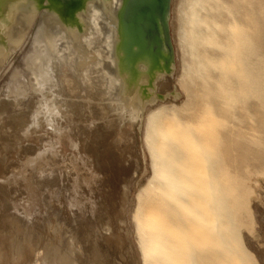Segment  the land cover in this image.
I'll return each instance as SVG.
<instances>
[{"label": "bare ground", "instance_id": "6f19581e", "mask_svg": "<svg viewBox=\"0 0 264 264\" xmlns=\"http://www.w3.org/2000/svg\"><path fill=\"white\" fill-rule=\"evenodd\" d=\"M187 3L183 11L185 23L200 22L197 10L204 11L201 0H188ZM170 4L171 0H0V68L5 66L6 54L14 52L31 36V45L25 55L28 60L24 64L32 75L31 83L27 85L25 77L18 72L16 79L7 86L8 94L16 100L25 96L27 88L39 91L41 98L32 112L31 121L38 122L41 114V118L53 126V116L59 107L45 91H57L59 83L68 92L90 86L97 75L98 60L104 59L106 66H111L107 92L110 104L116 101L114 110L117 116H122L125 110L130 112L133 121L142 118L144 110L147 115L144 138L153 159V178L139 196L133 214L140 263L253 264L241 252L240 244L230 240L233 237L228 227V223H232L230 214L237 219L238 209L227 213V206L230 208L235 204L236 192L232 182L231 189L227 188L228 180H236L233 175L229 176V170L239 160L240 152L248 153L253 147L264 145L263 137L255 131L251 113L240 103L235 107L229 105L221 84L214 83V77L207 73L206 67L201 69L200 50L190 43V55L196 60L185 68L184 76L189 77L192 73L194 83L203 82L202 90L197 86L193 88L197 92L194 106L181 115L172 108L156 113L148 108L156 99L163 98L156 92V78L173 71L168 23ZM100 7L110 13L111 25L102 26L99 22L102 18L94 15L98 14ZM39 12L40 22L33 31L38 21H34V17ZM96 18L99 20L95 23ZM225 27L221 37L223 41H215L217 36L209 28L201 34L205 40L215 41L219 47L218 66L221 69L237 66L235 73L239 76L244 69L239 43L249 39L253 31L250 25L235 19ZM109 33H112L113 40L110 35L106 36ZM101 35L105 40L100 42L98 38L103 39ZM211 53H214L212 49L208 54L212 56ZM226 82L231 84L227 79ZM229 91L232 92L233 88ZM211 94L214 100L210 98ZM243 115L248 120H244ZM95 122L96 130L99 123ZM32 148V154L45 153ZM50 157L56 156L50 154ZM81 161V168L86 169L87 160L81 158ZM52 171L46 180L47 187L59 185L55 177L51 180ZM129 192L125 191L127 200L124 204L127 207L121 215L110 213L103 220L94 219L90 230L97 242L108 234L131 236ZM6 196L0 194V199L8 209L12 203ZM88 210H96V205L90 203ZM86 223L84 220V225ZM14 224L13 218L5 220L0 216V225L9 229V238L13 236ZM60 225L58 223L57 226ZM77 227L78 224L75 229ZM87 235L91 242L89 230ZM22 242L23 239L16 234L18 249ZM57 243L58 240H54L46 244L50 248L44 250V264H74L76 260L67 252H58ZM114 250L112 248L109 253L110 264H117L113 254L117 258L118 254ZM119 259L136 264L134 254L129 257L128 254L123 255ZM79 260L83 262L84 257H79ZM127 260L123 261L124 264ZM84 264H102V261L96 259L84 261Z\"/></svg>", "mask_w": 264, "mask_h": 264}, {"label": "rangeland", "instance_id": "374dc122", "mask_svg": "<svg viewBox=\"0 0 264 264\" xmlns=\"http://www.w3.org/2000/svg\"><path fill=\"white\" fill-rule=\"evenodd\" d=\"M187 2L171 0L168 23L173 47V71L156 78V92L163 98L156 99L148 108L155 113L172 108L177 115H181L194 106L197 92L193 88L197 86L202 90L203 82L194 83L192 73L189 77L184 76L185 68L196 60L190 55V43L200 50L198 59L202 63L201 69L205 70L206 67L207 73L214 77V83L221 84L230 106L235 107L237 103L245 105V110L251 113L255 123V131L264 139V0H201L204 11L197 10L201 21L192 24L185 23L183 15ZM97 10L98 14L94 15L102 19L96 18L95 23L99 20L102 26L111 25L113 20L110 13L101 7ZM39 15L40 12L34 17V21H38L33 31L40 22ZM233 19L250 25L253 31L249 39L239 43V56L244 66L239 76L235 73L237 66L225 69L218 66L217 59L221 54L214 44L215 41H223L221 37L226 30L225 24L233 22ZM206 28L217 36L215 41L204 39L201 33ZM109 35L113 40L112 33L106 36ZM101 38H98L100 42L105 40L102 35ZM30 45L31 36H28L22 46L19 44L14 52L6 54L5 66L0 68V194H7L12 203L7 209L0 199V211L6 209V212H0V216L5 220L13 218L15 223L10 238L9 229L0 225V264H44V250L50 248L46 244L54 240H58V252H67L76 260L74 264L96 259L101 260L102 264H110L112 248L118 254V258L113 254L117 264H124L123 261L127 259L119 257L127 254L128 257L134 254L136 264H141L133 214L139 196L153 178V159L144 138L146 110L137 121H133L128 110L122 116H117L114 110L116 101L110 104V94L107 92L111 66H106L107 63L101 58L97 63V75L90 86L68 92L59 83L57 91H45L59 107L53 116V126L41 118V114L40 120L33 123L31 115L39 104L40 92L27 88L24 97L13 100L7 87L16 79L18 72L25 77L27 85L31 83L32 75L24 65L28 60L25 55ZM101 45L104 46L103 41ZM211 49L214 51L212 56L208 54ZM230 88H233L232 92ZM210 98L215 99L212 94ZM242 118L248 120L246 115ZM96 120L103 128L94 129ZM32 147L45 153L32 154ZM262 149L264 145L253 147L248 153L240 152L239 160L229 170V176L233 175L236 180L227 181L228 189H231V182L236 189L235 204L230 208L227 206V213L238 209L237 219L230 214L232 223H228V227L233 236L230 240L240 244L241 252L253 264H264ZM50 154L61 157L52 158ZM80 157L87 160L86 169L81 168ZM51 169V180L55 177L59 182L55 187L46 185ZM127 190L130 191L128 198H131V236L108 234L97 242L90 230L91 224L94 219L103 220L110 213L121 215L127 207L124 204ZM92 202L96 210L89 211L88 205ZM84 220L87 222L85 225ZM58 223L61 225L57 226ZM88 230L91 242L87 238ZM16 234L23 239L19 249L15 244ZM81 256L84 257L83 262L79 260ZM126 264H129L128 260Z\"/></svg>", "mask_w": 264, "mask_h": 264}]
</instances>
